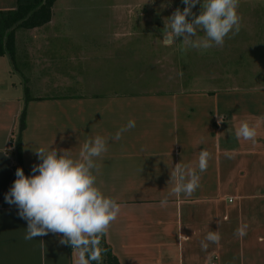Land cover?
<instances>
[{
  "label": "crops",
  "instance_id": "1",
  "mask_svg": "<svg viewBox=\"0 0 264 264\" xmlns=\"http://www.w3.org/2000/svg\"><path fill=\"white\" fill-rule=\"evenodd\" d=\"M15 7L16 0H0V10ZM43 26L24 29L26 41H45ZM63 31L75 39V32ZM18 34L16 30L15 54L25 53L18 46ZM34 58L45 68H39L37 77L24 78L7 55H0V264H75L78 257V250L60 244L61 236L51 232L25 240L27 220L5 200L16 179L11 140L25 103V87L28 99L20 141L26 170L41 162L35 148L53 142L52 147L78 158L87 139L111 137L135 120V127L120 140H108V151L96 160L105 193L121 204L119 216L101 240L119 264H208V257L216 264H264V82L238 87L231 76L224 82L212 75L207 88L166 95L49 92L51 85L66 87L68 63L73 60L74 67L80 60L57 58L62 64L55 70L61 73L51 84L50 67L41 62L46 55L41 61ZM86 71V76L92 75ZM243 121L256 127L255 142L236 138ZM201 149L212 153V159L200 174V187L191 197H171L161 207L173 187L171 170L177 163L197 167ZM225 153H234V158ZM244 223L249 228L240 238L235 231ZM209 231H218L221 240L202 251L200 242Z\"/></svg>",
  "mask_w": 264,
  "mask_h": 264
},
{
  "label": "rangeland",
  "instance_id": "2",
  "mask_svg": "<svg viewBox=\"0 0 264 264\" xmlns=\"http://www.w3.org/2000/svg\"><path fill=\"white\" fill-rule=\"evenodd\" d=\"M178 7L183 10V0H55L50 21L40 29L45 41H26L27 28L15 29L14 37L19 30L18 46L25 53L15 54L11 64L20 76L37 77L39 68L45 66L36 63L34 57L40 60L46 55L40 61L50 67V83L54 84L60 72H56L61 63L57 58H77L80 64L73 67L72 60L67 65L66 87L51 85L49 92L65 90L80 95H137L140 91L166 95L207 88L212 75L221 80L231 76L238 87L264 82V0H239L241 29L235 36L230 33L222 46L183 52L182 37L166 41L163 34L168 17ZM192 11L199 14L200 3ZM63 30L75 32V39ZM198 35L204 33L198 30ZM34 47L36 56L32 55ZM72 49L73 53L68 51ZM73 68L77 70L75 77ZM89 69L92 75L86 76Z\"/></svg>",
  "mask_w": 264,
  "mask_h": 264
},
{
  "label": "clouds",
  "instance_id": "3",
  "mask_svg": "<svg viewBox=\"0 0 264 264\" xmlns=\"http://www.w3.org/2000/svg\"><path fill=\"white\" fill-rule=\"evenodd\" d=\"M185 7H179L168 17L163 28L166 41L182 42L180 51L191 49L207 50L222 46L231 33L235 36L241 29L238 13L239 0H183ZM200 3L199 14L192 10ZM191 17V19H189ZM198 30L204 33L198 35ZM169 38V39H166ZM222 119L218 120L222 122ZM135 127V120H128L113 136L96 135L82 145L79 157L69 151H61L50 144L35 148L41 161L32 167V174L26 176L17 168L16 179L5 200L15 204L18 215L27 220L24 239L32 240L49 232L60 235V244H69L78 250L75 264H103L108 249L101 245L113 222L121 212V204L107 195L98 180L100 167L97 158L108 151V140H120L122 134ZM257 129L249 122H241L236 138L255 142ZM234 158V153H225ZM212 153L201 149L197 167L177 163L171 170L173 187L160 201L161 207L169 204V198H180L181 194L191 197L200 187L201 173L207 171ZM142 170V169H141ZM249 225L241 224L235 235L243 238ZM221 234L209 231L201 240V250L207 251L210 243L218 244ZM211 261V257H208Z\"/></svg>",
  "mask_w": 264,
  "mask_h": 264
},
{
  "label": "trees",
  "instance_id": "4",
  "mask_svg": "<svg viewBox=\"0 0 264 264\" xmlns=\"http://www.w3.org/2000/svg\"><path fill=\"white\" fill-rule=\"evenodd\" d=\"M55 0H16V7L12 10H0V55H7L11 62L15 57L14 31L18 27L37 28L48 23L52 16V6ZM25 103L19 115L17 133L11 140L14 149L17 168H22L25 175H31L32 170H26L21 163V132L25 126V111L28 99V88H24ZM108 249L103 264H119L117 258L112 254L111 248L101 242ZM95 264V262H93Z\"/></svg>",
  "mask_w": 264,
  "mask_h": 264
},
{
  "label": "built area",
  "instance_id": "5",
  "mask_svg": "<svg viewBox=\"0 0 264 264\" xmlns=\"http://www.w3.org/2000/svg\"><path fill=\"white\" fill-rule=\"evenodd\" d=\"M209 264H214V262H210Z\"/></svg>",
  "mask_w": 264,
  "mask_h": 264
}]
</instances>
